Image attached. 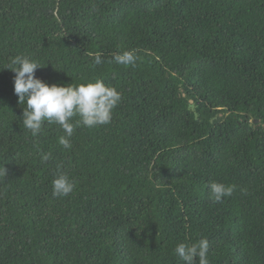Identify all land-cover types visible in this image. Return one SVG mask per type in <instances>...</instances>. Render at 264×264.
Returning a JSON list of instances; mask_svg holds the SVG:
<instances>
[{
    "label": "trees",
    "instance_id": "obj_1",
    "mask_svg": "<svg viewBox=\"0 0 264 264\" xmlns=\"http://www.w3.org/2000/svg\"><path fill=\"white\" fill-rule=\"evenodd\" d=\"M20 54L49 84L115 87L111 122L71 149L58 124L33 137ZM3 168L0 264H184L175 247L201 238L208 264H264V0H0ZM61 172L76 186L54 197ZM213 182L235 189L214 202Z\"/></svg>",
    "mask_w": 264,
    "mask_h": 264
},
{
    "label": "clouds",
    "instance_id": "obj_2",
    "mask_svg": "<svg viewBox=\"0 0 264 264\" xmlns=\"http://www.w3.org/2000/svg\"><path fill=\"white\" fill-rule=\"evenodd\" d=\"M113 60L118 65L135 66L137 56L133 50L117 52ZM95 65L102 63L100 55H95ZM42 67L38 60L30 55L20 54L10 60L7 69L14 75V92L18 103L23 105L22 124L33 137H37L45 122L58 124L63 135L58 143L64 149H71V137L74 129L80 125L95 128L111 122L113 110L122 100V94L113 86H108L102 79H89L80 84L60 85L49 84L36 77L37 68ZM74 117L79 119L73 120ZM49 153H42L41 160L48 161ZM0 176H6V169L0 170ZM54 197L67 196L73 192L76 182L67 174L61 172L52 181ZM214 202L232 195L235 186L213 182L209 185ZM209 241L201 238L197 242L180 243L175 247V253L184 264H208Z\"/></svg>",
    "mask_w": 264,
    "mask_h": 264
},
{
    "label": "water",
    "instance_id": "obj_3",
    "mask_svg": "<svg viewBox=\"0 0 264 264\" xmlns=\"http://www.w3.org/2000/svg\"><path fill=\"white\" fill-rule=\"evenodd\" d=\"M191 108L194 109V108H195V105L192 104V105H191ZM197 118H198V114H197Z\"/></svg>",
    "mask_w": 264,
    "mask_h": 264
}]
</instances>
